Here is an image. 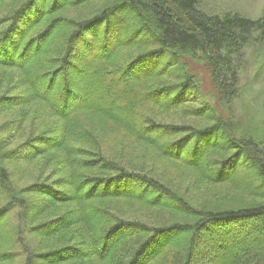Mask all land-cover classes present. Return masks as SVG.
<instances>
[{
	"label": "trees",
	"instance_id": "trees-1",
	"mask_svg": "<svg viewBox=\"0 0 264 264\" xmlns=\"http://www.w3.org/2000/svg\"><path fill=\"white\" fill-rule=\"evenodd\" d=\"M253 38L199 0H0V264H264V143L224 112ZM127 145L258 201L193 204Z\"/></svg>",
	"mask_w": 264,
	"mask_h": 264
},
{
	"label": "rangeland",
	"instance_id": "rangeland-1",
	"mask_svg": "<svg viewBox=\"0 0 264 264\" xmlns=\"http://www.w3.org/2000/svg\"><path fill=\"white\" fill-rule=\"evenodd\" d=\"M199 8L209 14L237 13L252 19H259L264 15V0H199ZM0 54H2V51ZM239 54L240 59L234 58V64L241 68L239 70V85L236 91L232 90V94L227 93L228 91L225 92V104L228 107V112L225 109L224 112L226 114L230 113V119L237 126L238 134L249 135L264 143V41L251 39L250 43ZM32 56H36V52H33ZM37 63H43L41 58L37 60ZM197 68L202 72V81L204 88L207 90L206 94H208V91L213 92L211 83L214 82L211 79L209 71L201 64H198ZM13 74H15L13 70L2 71L0 73L1 97H8L12 94L9 87L14 84L11 80ZM40 85H47V81H44V83L42 81ZM109 86L108 88H110ZM202 101H204V98L198 97L197 102L192 103V107L200 105ZM115 107L117 108L116 105ZM5 118V115L0 117L2 120ZM15 119H11L12 123L10 120L9 125H12L16 129ZM192 122L199 126L207 123L202 115H196ZM102 131L106 133V136L110 135L105 138L106 144H109L110 148L113 145L116 146L115 136L110 134L113 130L103 127ZM23 150L18 151L21 152ZM123 155L137 161H142L143 165L152 167L158 172L171 170L170 174L173 176L172 178L177 181L176 189L185 193V197L190 198L193 204L212 202L225 207L226 205H239L241 202L247 203L251 199H255L234 189L232 184H202V180H198L196 174H192L193 171L183 170V168L176 172L177 170L166 164L156 162L154 160L155 157L149 151L141 155L138 150L127 145L123 150ZM13 167H15L13 172H15L14 175L16 177L22 169L15 166V163L12 164L11 169H14ZM57 177L58 175L52 176V179H56ZM255 200L258 201V199Z\"/></svg>",
	"mask_w": 264,
	"mask_h": 264
}]
</instances>
